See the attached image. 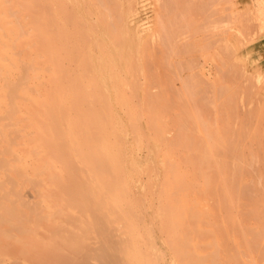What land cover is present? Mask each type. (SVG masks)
<instances>
[{"label":"rangeland","instance_id":"rangeland-1","mask_svg":"<svg viewBox=\"0 0 264 264\" xmlns=\"http://www.w3.org/2000/svg\"><path fill=\"white\" fill-rule=\"evenodd\" d=\"M50 1L69 41L80 46L81 57L75 61L71 50L65 93L57 92L54 77L55 110L61 106L68 114L83 113L85 154L66 147L64 169L52 165L45 171L17 146L15 128L8 130L6 140L3 125H9L11 117L0 110V263L11 253L5 251V242L28 238V232L18 228L23 224H37L33 233L44 224H79V232L91 231L88 240L92 229L101 225L97 177L113 175L117 163L125 162L135 168L129 172L131 180L163 264H264V241L261 254L248 257L241 240L243 224H222L226 239L209 229L214 224H200L204 240L179 244L162 239L149 213L150 183L161 180L155 165L183 159V120L189 128L187 160L199 162L198 206L212 201L209 189L217 182H227L232 195L239 185L242 192L248 185L247 195L264 197V0ZM80 84L82 96L75 92ZM102 121L108 128L105 156ZM210 129L217 138L207 132ZM205 147L221 151L210 148L222 156L217 163L219 181L215 174H202L212 162ZM82 247L79 242L76 248ZM91 252L98 264L108 263L101 250ZM153 257L154 264H160L157 253Z\"/></svg>","mask_w":264,"mask_h":264},{"label":"bare ground","instance_id":"bare-ground-1","mask_svg":"<svg viewBox=\"0 0 264 264\" xmlns=\"http://www.w3.org/2000/svg\"><path fill=\"white\" fill-rule=\"evenodd\" d=\"M60 1L66 3L67 0ZM52 4L50 0H0V110L11 117L9 125H3V134L8 140V130L15 128L17 146L22 152H29V156L38 160L39 165L44 166L47 172L52 165H56L58 170L64 169L66 159L62 158V154L66 147L82 156L86 146L83 113L76 111L68 114L61 106L55 110L52 95L54 77L56 76L57 92L62 94L67 79L65 67L71 50L75 51V61H81V57L80 46L71 44L65 24L59 23L53 15ZM83 91L81 84L76 85L75 92L78 95L82 96ZM185 111L182 114L184 119ZM184 121L181 122L180 132L183 159L170 166L158 162L155 172L161 180L154 179L150 183L153 195L149 213L162 239L164 237V240L179 244L204 240L205 233L199 232L197 228L200 224H214L209 229L226 239L229 238L228 233L223 230L222 224H243L241 240L248 257H253V253L261 254L259 246L264 241V197L257 196L256 193L247 195L246 184L243 192L239 185L236 194L232 195L231 186L227 182H217L218 186L213 187L211 184L209 189L214 197L212 201L198 206L195 168L199 162L187 160L189 128L184 126ZM107 129L102 121L99 131L104 156ZM213 130L221 135L220 130L217 133V127ZM194 132L196 134L195 129ZM207 132L210 133L211 129ZM202 133L197 137L203 139V136L200 137ZM210 134L217 138L216 134ZM209 141L212 142L211 139ZM149 144L154 145V141L149 140ZM208 148L217 150L215 147L206 148L205 154L212 162L201 169L202 174H215V181H219L217 163L221 161L219 159L222 156L218 155L221 151L218 149L220 152L216 154ZM70 154L68 150L67 155ZM117 164L119 169H115L113 175L101 173L97 177L100 186L98 193L101 200L98 206L101 225L92 229L94 232L91 239L87 240L91 231H78L79 224H44V227H38L34 233L31 229L37 224H23L18 228L28 232V238L5 242V251L9 250L11 253L0 264H98L91 250H101L107 264H154L155 253L160 264H163L162 253L154 246L144 204L137 186H133L131 180L130 173H134L135 168L132 163ZM109 165L107 162V166ZM190 165L191 172L188 170ZM193 170L194 175L191 177ZM126 173L129 175L125 176ZM111 204L114 207H110ZM114 220L117 222L114 223ZM79 242L83 245L81 249L76 248ZM179 251L182 253L183 248L177 247V252ZM188 251L193 253L192 249Z\"/></svg>","mask_w":264,"mask_h":264}]
</instances>
